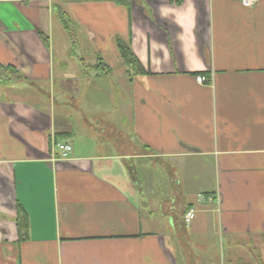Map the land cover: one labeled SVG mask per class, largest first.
I'll return each mask as SVG.
<instances>
[{
  "label": "crops",
  "instance_id": "crops-1",
  "mask_svg": "<svg viewBox=\"0 0 264 264\" xmlns=\"http://www.w3.org/2000/svg\"><path fill=\"white\" fill-rule=\"evenodd\" d=\"M0 66L10 264H264V0H0Z\"/></svg>",
  "mask_w": 264,
  "mask_h": 264
},
{
  "label": "trees",
  "instance_id": "trees-1",
  "mask_svg": "<svg viewBox=\"0 0 264 264\" xmlns=\"http://www.w3.org/2000/svg\"><path fill=\"white\" fill-rule=\"evenodd\" d=\"M116 44L123 64L129 67L130 69L138 70L139 69L138 62L135 56L133 55L134 53H132L130 47L127 44H125V42H122V40H117ZM96 67L103 68L105 72L109 71V68L106 67L103 63H101L100 60L98 61ZM0 69L3 68L0 66ZM5 71H7V69H5ZM16 219H17L16 223L18 228L19 240H25L28 238V220H27V215L21 209L20 206L17 207Z\"/></svg>",
  "mask_w": 264,
  "mask_h": 264
},
{
  "label": "rangeland",
  "instance_id": "rangeland-1",
  "mask_svg": "<svg viewBox=\"0 0 264 264\" xmlns=\"http://www.w3.org/2000/svg\"><path fill=\"white\" fill-rule=\"evenodd\" d=\"M60 21V18L58 17V15H56L55 17H53V20H52V24H53V35L55 36V40L57 41V38H58V36L60 35L59 34V31H61V29L59 28V25H58V22ZM62 25L64 24V23H61ZM63 31V30H62ZM78 36V35H77ZM63 44H61V43H55L54 44V48H53V50H54V53H55V56H59V52H60V48H61V46H65V42H62ZM79 46H81V48H82V50H79ZM73 47V49H72V51H73V53H74V56H76V57H80V58H86L85 59V62H87L88 64H91V63H93V61L90 59V56H87L88 54H89V50H88V48H87V46L86 45H82V44H80V45H77V44H75V45H73L72 46ZM112 63V62H111ZM114 68V70H113V72H115V73H119V68L120 67H116V66H114L113 67ZM105 77L103 78L104 80L105 79H107L109 82H108V86H109V83L111 82V81H113L114 82V79H117L118 78V75H116V74H113V75H110V76H107L106 74L104 75ZM120 94H121V92L117 89H114V92H112L111 93V96H112V100H108V102H112V103H114L115 101H117V99L118 98H120ZM114 95V96H113ZM5 256H7L6 255V253H5ZM10 261L11 260H6L5 259V257L3 256V254L2 253H0V264H10ZM13 264V263H12Z\"/></svg>",
  "mask_w": 264,
  "mask_h": 264
},
{
  "label": "built area",
  "instance_id": "built-area-1",
  "mask_svg": "<svg viewBox=\"0 0 264 264\" xmlns=\"http://www.w3.org/2000/svg\"><path fill=\"white\" fill-rule=\"evenodd\" d=\"M239 1L244 6L252 7L255 4H258V2L260 0H239ZM197 81H198V83H204L205 79L203 77H198ZM56 151H57L58 158L62 160V159H66L70 155L72 148L68 144L58 143V144H56ZM194 218H195V211L192 209H189L184 215L185 225H188Z\"/></svg>",
  "mask_w": 264,
  "mask_h": 264
}]
</instances>
